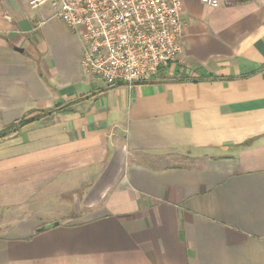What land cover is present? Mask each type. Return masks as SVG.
I'll use <instances>...</instances> for the list:
<instances>
[{
    "label": "crops",
    "instance_id": "crops-1",
    "mask_svg": "<svg viewBox=\"0 0 264 264\" xmlns=\"http://www.w3.org/2000/svg\"><path fill=\"white\" fill-rule=\"evenodd\" d=\"M181 1L178 58L107 87L0 0V133L36 117L0 138V264H264V0Z\"/></svg>",
    "mask_w": 264,
    "mask_h": 264
},
{
    "label": "built area",
    "instance_id": "built-area-1",
    "mask_svg": "<svg viewBox=\"0 0 264 264\" xmlns=\"http://www.w3.org/2000/svg\"><path fill=\"white\" fill-rule=\"evenodd\" d=\"M216 7L218 0H201ZM81 37L82 69L107 87L148 80L182 51L181 0H27Z\"/></svg>",
    "mask_w": 264,
    "mask_h": 264
},
{
    "label": "rangeland",
    "instance_id": "rangeland-1",
    "mask_svg": "<svg viewBox=\"0 0 264 264\" xmlns=\"http://www.w3.org/2000/svg\"><path fill=\"white\" fill-rule=\"evenodd\" d=\"M47 200H50V198H48ZM44 207H46V212L49 213V214H60V215H64L66 214L67 210L66 208H64V205H60L59 204H56L53 202V200L51 202H47L44 204ZM63 208V209H62Z\"/></svg>",
    "mask_w": 264,
    "mask_h": 264
},
{
    "label": "trees",
    "instance_id": "trees-1",
    "mask_svg": "<svg viewBox=\"0 0 264 264\" xmlns=\"http://www.w3.org/2000/svg\"><path fill=\"white\" fill-rule=\"evenodd\" d=\"M57 108H59V107H57ZM35 119H36V117L26 118V119L21 120L17 125L10 124L9 127L5 131L0 133V138L4 137L7 134V132H11L12 130H14L20 126H24L30 122H33V121H35Z\"/></svg>",
    "mask_w": 264,
    "mask_h": 264
},
{
    "label": "water",
    "instance_id": "water-1",
    "mask_svg": "<svg viewBox=\"0 0 264 264\" xmlns=\"http://www.w3.org/2000/svg\"><path fill=\"white\" fill-rule=\"evenodd\" d=\"M51 226V225H50Z\"/></svg>",
    "mask_w": 264,
    "mask_h": 264
}]
</instances>
